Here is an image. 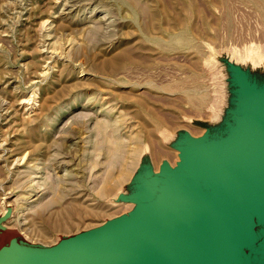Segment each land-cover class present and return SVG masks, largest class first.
<instances>
[{
	"label": "rangeland",
	"instance_id": "1",
	"mask_svg": "<svg viewBox=\"0 0 264 264\" xmlns=\"http://www.w3.org/2000/svg\"><path fill=\"white\" fill-rule=\"evenodd\" d=\"M243 166L264 182V0H0V264L151 232Z\"/></svg>",
	"mask_w": 264,
	"mask_h": 264
},
{
	"label": "bare ground",
	"instance_id": "2",
	"mask_svg": "<svg viewBox=\"0 0 264 264\" xmlns=\"http://www.w3.org/2000/svg\"><path fill=\"white\" fill-rule=\"evenodd\" d=\"M237 165L238 164L233 162L228 164V166H231L233 168H236L235 166ZM240 169H242V167L239 168L240 172L233 173V175L230 176L232 180H228L226 181V183H235L236 181H238L241 178L240 176L243 175ZM201 174H203V172L194 175V177ZM203 175L217 176L219 175V173L215 170H207ZM260 188L264 191V185H261ZM171 189H173L172 186ZM176 190H178V192H181L182 190H184V187H180V189L177 188ZM213 190L215 192H212ZM220 190H222L221 186H207L200 184L194 187L193 189L187 191V193L199 197L201 200L193 197L174 195L173 198L169 199L166 204L156 208V214L158 215V224L156 223V227L152 228L151 232L149 231V227L143 226L141 228V231H144L142 235L136 236L134 234H130L128 237L126 236L120 238L118 241L122 244L125 252L128 255L137 258L139 261L143 262V264H146V262H148L147 259L150 258H161L158 260L159 262L157 264H164L165 260L163 259L171 257L172 260L179 261L180 258L184 257L180 252V247H182V245L185 246V248L191 252L192 249L193 251L197 249V238H199L201 234L194 235V237L190 240H185L181 242L178 241L183 236V234L196 229L195 226L198 222L197 218L244 220L246 218L245 214L248 213L252 214L256 218L264 219V200L261 199L259 195H257L256 191L251 189L249 186H245L240 191L237 189L227 190V192ZM162 191H164V189ZM158 193L156 192V195ZM141 204H136L137 206L140 205V208L137 207V209L142 210ZM150 206H152V204H148L146 208L143 207L144 210L148 213L147 219H150L153 216V214L150 213L148 209ZM120 231L121 229H119L118 233ZM86 241L87 240H83L81 245L85 244ZM176 241H178L179 243ZM166 243H168L167 247H158L159 244L162 246V244ZM71 250L63 252L62 254H60L59 252L49 253L47 259H45L46 263L125 264V259L123 260V258H118L113 253L102 248H97L93 253L80 257L78 260L71 259L68 262L52 261L53 259H56L59 256H67Z\"/></svg>",
	"mask_w": 264,
	"mask_h": 264
},
{
	"label": "water",
	"instance_id": "3",
	"mask_svg": "<svg viewBox=\"0 0 264 264\" xmlns=\"http://www.w3.org/2000/svg\"><path fill=\"white\" fill-rule=\"evenodd\" d=\"M228 164L226 168L234 172L235 168L228 166ZM235 167L237 169V166ZM242 169L240 170L242 171ZM249 171L255 173L254 176H258L264 180V172L256 170L254 167H251ZM231 175L233 174L227 175L226 178L228 179L225 180V185L231 187L229 190L237 189L240 191L245 186H249L264 200V191L260 188L261 185H264V182L253 179L252 181H244L245 183H241L239 180L235 183H226V181L232 180L230 178ZM220 191L227 192L223 188ZM187 197L199 198L194 195ZM148 209L150 213L158 217L156 207L152 205ZM245 217L244 220L197 218L196 229L186 232L178 240L180 242L190 240L194 235L201 234L197 238V249L195 251L192 249L191 252L182 245L180 252L184 257L180 258L179 261H174L171 257L163 259L165 260L164 264H264V219L256 218L248 213L245 214ZM97 244L102 249L113 253L116 257L125 259V264H143L137 258L128 255L118 240L112 241L99 237L90 238L85 244H78L70 248L69 250H72L67 256H59L52 261L68 262L71 259H79L93 253L97 249ZM167 245L168 243L162 244V246L159 244L158 247L163 248L167 247ZM159 259L161 258L147 259L148 262L146 264H157Z\"/></svg>",
	"mask_w": 264,
	"mask_h": 264
}]
</instances>
